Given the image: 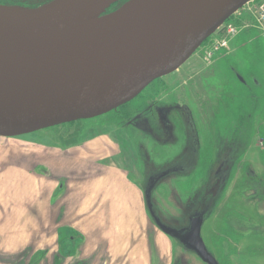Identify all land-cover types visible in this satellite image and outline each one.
<instances>
[{
    "label": "flooded vegetation",
    "instance_id": "flooded-vegetation-1",
    "mask_svg": "<svg viewBox=\"0 0 264 264\" xmlns=\"http://www.w3.org/2000/svg\"><path fill=\"white\" fill-rule=\"evenodd\" d=\"M52 1L0 0V5L34 9ZM231 24L234 27L238 25L235 21ZM199 49V60L203 59V53L211 50L208 43ZM219 51L213 52L210 57L217 55L216 60L222 59L213 71H223L226 77L216 83L215 91L211 89V92L203 94L189 91L183 94V100H178L174 98L173 90L167 84L150 88L159 80L157 79L134 99L104 115L40 130L72 124L83 129L89 128V137H76L77 141L71 145L58 138V148L48 149L55 153L49 160L51 162L48 159L42 160L47 163L43 167L44 176L53 183L46 191L51 192L49 201L52 199L55 209L64 201L68 192H87L88 187L89 195L90 192H131L129 195H120L118 199H122L121 201L112 200L113 203L116 202L114 206L110 205L112 214H109L106 207L101 206L95 210V206L89 204V255L82 258L89 260V264L105 259L113 263L118 261L124 262L122 264H140L143 250L148 256V249H153L148 243L150 234L146 233L143 237L142 225L136 220L142 214L143 210L140 212L139 209L141 206L155 226L154 230H158L169 240L170 247L175 244L180 255L183 252L188 255V261L205 264L195 254L186 252L178 240L157 228L145 205L144 192L147 186H152L153 210L159 219L163 216L154 194L167 193L168 201L176 210L173 216L176 223H170L167 219L166 222L175 232L189 229L191 219L203 211L210 213L202 224L200 236L206 250L217 264H234L233 261H247L251 259L249 257L264 258V107L261 106L264 103V71H258L248 63L249 65H244L245 72H242L230 58L224 59L228 55L227 50ZM258 51L257 48L251 56L258 54ZM261 76L263 79H260ZM233 84L237 87L235 92L229 91ZM227 100L228 105L224 103ZM234 182L235 187L227 189ZM224 192H231L229 200L237 199L239 206L226 208L230 209V214L222 213V217L221 213L218 214L220 220L212 222L213 231L208 233L204 228L205 224L222 206L220 202ZM92 199L94 197L90 196L89 201L92 202ZM136 202H139L137 206ZM132 203L136 207L134 213H125L126 206ZM120 206L124 209H120ZM63 207H59L57 211L65 212L67 208ZM244 209L249 217L240 212ZM20 210L26 212L25 209ZM20 210L16 212H21ZM10 215L11 211L7 213V218ZM109 216H112V221L108 220ZM129 221L134 226L127 233L124 224ZM248 224H253L254 228L248 227ZM99 226L103 229L102 237H98L96 231ZM72 227V223L59 224L54 227L53 235L50 232L49 237H46L45 233L40 245H47L40 253L35 254L32 249H28L22 254L31 260L38 257L39 262L41 259L43 262L52 251L55 253L52 264H65L66 261L71 264L70 260L79 264V248L74 245L76 238L69 235ZM105 228L109 230L108 236L105 235ZM248 238H254V241L247 242ZM81 240V244L85 246L87 241ZM64 241L70 242L65 243L69 247L64 250L67 253L65 257L62 255L61 246ZM1 242L2 240L0 244ZM32 243L37 244L36 241ZM166 245L168 246L167 243ZM180 255L179 257H183ZM2 259L4 257H1L0 251V260ZM172 260L174 264H183L181 258L172 257ZM48 264H51L50 260Z\"/></svg>",
    "mask_w": 264,
    "mask_h": 264
},
{
    "label": "water",
    "instance_id": "water-1",
    "mask_svg": "<svg viewBox=\"0 0 264 264\" xmlns=\"http://www.w3.org/2000/svg\"><path fill=\"white\" fill-rule=\"evenodd\" d=\"M119 1L0 5V137L116 109L179 69L234 13L257 0H127L107 13ZM151 190L146 187L144 199L157 228L205 264H217L200 236L210 213L175 232L155 216Z\"/></svg>",
    "mask_w": 264,
    "mask_h": 264
},
{
    "label": "rangeland",
    "instance_id": "rangeland-1",
    "mask_svg": "<svg viewBox=\"0 0 264 264\" xmlns=\"http://www.w3.org/2000/svg\"><path fill=\"white\" fill-rule=\"evenodd\" d=\"M125 1L127 0H120L107 12L115 10ZM258 1L260 0L253 1L254 3L243 6L239 9L227 21H225V23L221 25L213 35L206 39L200 47H203L205 43H208L209 49L213 52H217L218 50H220L219 52L227 50L226 52H228V55H226L224 59L230 58L231 62L237 64L238 68L242 72H245L244 65L248 63H251L253 68L256 70L261 72L264 71V64H261L264 62V33L254 18L255 9H253L262 4V2ZM233 21L238 23V25L234 27L235 29L232 33L228 34V27ZM224 32L226 37L222 38L221 34ZM252 39L255 40L251 42L250 40ZM223 43H225V45H222ZM257 48L259 50L258 54L251 56V53H255ZM199 51L200 49L196 53L194 52L195 54L193 53V55L177 71L159 78V80L153 83L150 88H153L156 85L167 84L173 90L174 98L178 100H183V94L188 93L189 91L201 94L211 92V89H213L212 91H215L216 83L225 80L226 77V74L223 71L217 73L213 71L215 66L219 65V62L222 61V59L216 60L218 59L217 55L214 58H210L208 57V52H205L203 53V59L199 60L197 58V53ZM204 58H207V60ZM213 60H216V62H212ZM209 77L214 79H209ZM260 79H263V77L261 76ZM230 89L231 90L229 91L235 92L237 87L233 84ZM224 103L228 105L229 101L227 100ZM261 106L264 107V103ZM87 123V125H89V122ZM95 126L98 127V125ZM95 130H98V128H95ZM95 130L94 134L96 133ZM87 132L88 134H86ZM86 135L89 137V128L83 129V127L80 128L79 125L72 124V126L67 125L56 129L53 128L45 131H39L38 133L36 132L30 135H23L21 136L22 138L0 137V240H2L0 244V251L1 257H4V259L0 260V264H48L49 260L52 264L54 261L52 256L55 255L52 251V253L50 252L49 255L45 257V261L43 262L42 259L39 262L38 257L36 260H31L29 257L23 255L22 252L30 249V251L33 250L32 252H35V254L40 253V250L46 248L47 245H40L42 238H45V233L46 237L50 232L53 235L54 227L59 226L61 223H72L74 226L72 229H69V235L75 236L76 239L74 241V245L79 248L78 252L80 253V256L78 258L81 260H78L77 263L89 264V260L82 259L83 257L89 255V204L91 203L92 206H95V210L99 209L101 206L106 207L105 209H108L109 214H112L113 211H111L110 205L114 206V203L118 202V200H114V197H120V195L124 194V192H90V195L89 192H81L82 190H78L77 192H68L64 201H61L59 204L60 206H57V209L64 206L63 209L67 208V210H64L65 212H59L55 209L56 207H53L52 199L51 202L49 201L51 192H48V190L46 191V189H50L49 185L52 181L47 180L48 177L44 176L43 167L46 166L45 164L47 163L42 161L44 159H48L47 161L51 162L49 160L55 153H53L54 151L48 149H53L55 147L58 148L56 146L58 138H61L64 143H67V145H71L77 141L76 137H85ZM234 187L235 182L233 184L230 183L227 189H232ZM178 194H181V192H178ZM231 195V192H224L220 202V205L222 206L215 214H213L211 219L207 220L204 228L208 231V233L213 231L212 222H214V220H220V218L218 219V214L221 213L220 217H222V213L230 214V209L226 208H233L235 205L239 206L237 199L232 198L229 200ZM90 196L94 197L92 202H90ZM167 197L168 195L166 192H156L154 194L155 200L159 203L158 208L161 216L167 219L170 223H176L175 218L173 217L175 216V207L168 201ZM126 198L128 197L126 196ZM112 200L116 202L113 203ZM121 200L122 199H119V201ZM2 202H4V204ZM138 204L139 202H136V206ZM19 208L25 209L26 212H23ZM120 209L124 208L120 206ZM139 209L140 212L142 210L143 211L140 215L141 218L137 217L136 220L142 225L143 237L146 233L150 234L148 243L150 244V248L153 246V249H148V256H146V252L143 250L140 264H174V259L172 260V257L175 259L185 258L183 260L187 262L188 255H186L185 252L180 255V251L175 247V244L170 247L169 240L163 237L158 230H154L155 226L150 221L148 215H145L142 206L139 207ZM245 209L240 212L243 213L242 215L249 217L245 212ZM17 210H20L23 214H21V212H16ZM135 210L136 207L134 203H132L131 205L129 204V206H126L125 213L133 214ZM9 211H11V215L10 218H7V213ZM240 214L241 213H239V215ZM52 215H55L58 221H56V218ZM108 220L112 221V216H109ZM56 222H58V225H56ZM123 223L122 219V224ZM129 223L130 221L124 224L127 233H129L131 230L130 228H133L134 226L133 222L131 224ZM94 226L96 227V225ZM102 226L103 225H101V227ZM249 226H251L250 228H254L253 224H248V227ZM101 227L99 226L100 230L98 235H100L103 230ZM108 234L109 230L108 228H105V235L108 236ZM246 234L251 236L249 233ZM23 238H25V240H23ZM108 238L110 239V237ZM81 239H85L87 241L85 246L81 244ZM150 240L153 243H150ZM34 241H36L37 244H33L32 242ZM253 241L254 238L253 240H250L249 238L247 240V242ZM144 242L145 239H143V243ZM65 243L67 244L70 242L64 241L63 244H61L63 247L62 255L64 257L65 254H67L64 250L69 249L68 246H65ZM249 253L251 252L249 251ZM179 255L183 257H179ZM249 258L251 259L247 261H233V263L264 264V258L262 257L257 256ZM183 260L182 263L184 262ZM70 261H72L71 264H75L74 260ZM102 262H93V264L124 263H118V261L113 263V261H107L106 259ZM188 262L189 264H194L193 260ZM226 263L228 264L229 262ZM65 264L70 263H67L66 261Z\"/></svg>",
    "mask_w": 264,
    "mask_h": 264
},
{
    "label": "built area",
    "instance_id": "built-area-1",
    "mask_svg": "<svg viewBox=\"0 0 264 264\" xmlns=\"http://www.w3.org/2000/svg\"><path fill=\"white\" fill-rule=\"evenodd\" d=\"M258 2H262V4L260 6H256L254 10V18L255 20L258 22V24L260 25L263 33H264V0H260ZM251 3H254L253 1L249 2L248 4L246 5H249ZM245 5V6H246ZM234 25L230 24L229 27H228V34L232 33L234 31ZM221 37L222 38H225V32L221 34ZM222 45H225V43H223ZM213 51L211 50L210 52H208V57H211Z\"/></svg>",
    "mask_w": 264,
    "mask_h": 264
},
{
    "label": "crops",
    "instance_id": "crops-1",
    "mask_svg": "<svg viewBox=\"0 0 264 264\" xmlns=\"http://www.w3.org/2000/svg\"><path fill=\"white\" fill-rule=\"evenodd\" d=\"M87 190H88L87 192H89V187L87 188ZM130 193H131V192H124V194H127V195H129ZM114 200H119V199H118V196H115V197H114ZM2 203L4 204V202H2ZM108 205H109V203H108ZM99 230H100V229L97 228V230H96L97 233L99 232ZM102 236H103V235H102V232H101V234L98 235V237H102Z\"/></svg>",
    "mask_w": 264,
    "mask_h": 264
},
{
    "label": "bare ground",
    "instance_id": "bare-ground-1",
    "mask_svg": "<svg viewBox=\"0 0 264 264\" xmlns=\"http://www.w3.org/2000/svg\"><path fill=\"white\" fill-rule=\"evenodd\" d=\"M248 4V3H247Z\"/></svg>",
    "mask_w": 264,
    "mask_h": 264
}]
</instances>
